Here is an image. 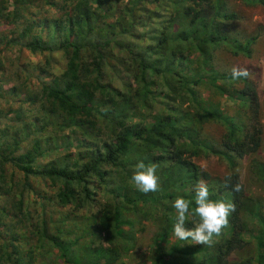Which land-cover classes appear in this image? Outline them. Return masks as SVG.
Wrapping results in <instances>:
<instances>
[{"label": "trees", "instance_id": "obj_1", "mask_svg": "<svg viewBox=\"0 0 264 264\" xmlns=\"http://www.w3.org/2000/svg\"><path fill=\"white\" fill-rule=\"evenodd\" d=\"M228 2L0 0V53H38L45 66L54 55L64 60L49 80L34 75L35 91L24 78L21 89L0 92L25 90L15 107L5 101L3 119L11 114L12 124L0 129V264H115L136 246L126 229L146 226L154 228L151 264H264V210L234 170L261 145L258 95L248 77L233 79L214 64L219 50L251 54L252 40L226 28L239 17ZM22 101L31 111L27 121ZM212 119L223 127L219 142L203 134ZM200 155L222 159L229 172L210 178L192 160ZM139 161L157 166L156 192L132 182ZM6 165L19 174L16 181ZM248 168L264 188V161L251 159ZM31 178L63 190L41 194ZM200 180L211 199L235 205L211 246L173 234L172 202L183 197L194 213ZM73 211L83 212L84 226L70 218ZM198 220L187 215L185 227ZM246 246L251 254L229 260Z\"/></svg>", "mask_w": 264, "mask_h": 264}, {"label": "rangeland", "instance_id": "obj_2", "mask_svg": "<svg viewBox=\"0 0 264 264\" xmlns=\"http://www.w3.org/2000/svg\"><path fill=\"white\" fill-rule=\"evenodd\" d=\"M228 8L238 14V18L235 21L228 23L226 28L230 32L240 34L243 37H249L252 40L251 54L248 57L244 56H232L225 50H219L214 57L215 67L222 70H232L233 67H240L246 69L249 73L248 78L255 84L258 100L260 104V121L262 123V137L261 145L256 153L248 156H244L238 160L234 170L238 173L239 181L246 194L257 197L264 210V188L255 180L249 171L248 164L251 159L264 161V6L262 5H245L240 0H229ZM4 29V26H0V29ZM7 50H1L0 53V92L11 86L18 87L25 79H31L27 82L29 91H35L38 88V81L34 80V75L39 72V77L42 80H49L52 73H59L64 66V60L60 55H54L49 59L47 66L44 65V56L38 53L29 54L25 50H16L11 48ZM45 69L42 73L41 70ZM34 85V87H33ZM24 89L19 93H13L12 97L7 93H2L0 96V129L7 125H11L8 119L11 114L6 115L3 119V113L8 103H11L15 107L22 99H24ZM205 95V94H204ZM4 100H3V99ZM8 100V103L5 101ZM222 106L228 113L237 117L234 107L229 99H219ZM21 106L26 112H22L21 118L27 121L30 117V110L26 102L22 101ZM28 114V115H27ZM48 131V130H47ZM223 132V127L218 124L214 119L210 120L204 127L203 134L213 140L219 142L220 136ZM22 137L19 142L21 149L28 146L29 140ZM20 151V150H19ZM51 157V155H50ZM49 157L45 156L40 161H46ZM200 169L205 170L210 178L220 179L229 172V168L226 162L216 156H198L192 159ZM5 173L8 176L9 173H13V178L16 181L18 179V173L13 171L9 165L5 166ZM32 184L36 190L41 194H50L63 190L62 186L47 185L48 182H44L38 178H31ZM4 203L0 200V204ZM52 209H56L53 207ZM82 211H73V215L70 218L74 223L84 226L86 222L85 216L82 215ZM72 225V224H70ZM152 226H146L144 231L139 232L138 229L130 227L127 230L128 233L133 234L137 238L136 246L127 254L122 256L115 264H151V235L153 231ZM252 253L250 246L243 247L242 250L232 252L229 260H237L241 255ZM53 258V256H52ZM44 259L48 260L44 257Z\"/></svg>", "mask_w": 264, "mask_h": 264}, {"label": "clouds", "instance_id": "obj_3", "mask_svg": "<svg viewBox=\"0 0 264 264\" xmlns=\"http://www.w3.org/2000/svg\"><path fill=\"white\" fill-rule=\"evenodd\" d=\"M231 75L233 79H239L248 77L249 73L246 69L233 67ZM131 180L141 192H156L159 188L157 166L155 164L146 165L143 161H139L134 167ZM233 190L239 191L240 185H235ZM194 191V213H190L191 202L189 200L177 197L172 202V207L177 213L173 234L179 240L193 241L194 245L211 246L214 243L213 237L219 236L222 229L227 226L228 217L235 211V205L224 200L211 199L209 188L203 180L196 183ZM189 214L199 217L198 222L194 223L191 229L185 227L186 217Z\"/></svg>", "mask_w": 264, "mask_h": 264}]
</instances>
